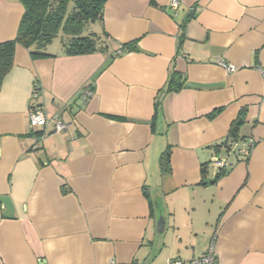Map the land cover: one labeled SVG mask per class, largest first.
Returning <instances> with one entry per match:
<instances>
[{"label":"crops","instance_id":"crops-1","mask_svg":"<svg viewBox=\"0 0 264 264\" xmlns=\"http://www.w3.org/2000/svg\"><path fill=\"white\" fill-rule=\"evenodd\" d=\"M22 14L0 0V41ZM94 26L110 50L16 47L0 88V264H165L211 247L220 264H264V0H108ZM32 105L67 128L32 129Z\"/></svg>","mask_w":264,"mask_h":264},{"label":"trees","instance_id":"trees-1","mask_svg":"<svg viewBox=\"0 0 264 264\" xmlns=\"http://www.w3.org/2000/svg\"><path fill=\"white\" fill-rule=\"evenodd\" d=\"M20 2L23 14L15 37L0 41V88L13 66L17 45L27 48L33 58L56 56L48 47L57 37H60L63 53L69 56L103 53L110 50L113 45V40L106 31L97 32L94 28L95 23H103L108 0H20ZM190 16H193V13L187 16L184 23ZM137 49L136 41L123 43L113 50L111 56L114 58ZM184 85L185 76L173 72L167 87L168 90H179ZM86 87L94 93V82ZM34 92L35 86L33 95ZM33 98L35 99V96ZM237 129V125L234 124L232 130L234 134ZM169 162L170 152L166 150L160 158L164 171L169 170ZM222 173L219 172L217 178Z\"/></svg>","mask_w":264,"mask_h":264},{"label":"built area","instance_id":"built-area-1","mask_svg":"<svg viewBox=\"0 0 264 264\" xmlns=\"http://www.w3.org/2000/svg\"><path fill=\"white\" fill-rule=\"evenodd\" d=\"M179 4V0H172V5L174 7H177ZM219 65L222 66L225 70L229 72L236 71L237 66L233 63H227L224 60L219 61ZM38 84H35V92L34 95L35 98L38 96ZM81 98L83 100L89 99L93 95V91L85 87L81 90ZM29 122L30 127L32 129L41 128L44 129L47 126H52L53 130L55 131H62L67 128V123L63 118L60 116V114H55L52 116L47 115L46 111L41 107H36L35 105H32L30 107L29 111ZM245 154H248L247 151H245ZM215 163L219 167H223L226 165V161L216 158ZM133 264H139V263H133ZM165 264H220L217 259V255L214 251V248L211 247L207 252L202 254L201 256H198L193 259H184L181 257H175V258H169Z\"/></svg>","mask_w":264,"mask_h":264},{"label":"rangeland","instance_id":"rangeland-1","mask_svg":"<svg viewBox=\"0 0 264 264\" xmlns=\"http://www.w3.org/2000/svg\"><path fill=\"white\" fill-rule=\"evenodd\" d=\"M12 1H17L18 4L21 3L20 0H12ZM94 28H95V27H94ZM53 43H54V48H53V46H52L51 48L49 47L50 50H54V49H55V48L61 43L60 37L55 38V39L53 40L52 44H53Z\"/></svg>","mask_w":264,"mask_h":264}]
</instances>
